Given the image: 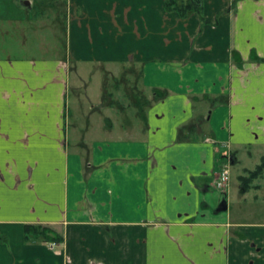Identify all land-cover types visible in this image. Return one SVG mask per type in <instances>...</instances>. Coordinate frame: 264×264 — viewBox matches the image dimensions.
I'll return each mask as SVG.
<instances>
[{"label":"crops","instance_id":"crops-1","mask_svg":"<svg viewBox=\"0 0 264 264\" xmlns=\"http://www.w3.org/2000/svg\"><path fill=\"white\" fill-rule=\"evenodd\" d=\"M196 1L184 17L166 0H68L58 26L0 0L18 25L62 28L50 55H0V264H264V173L239 185L244 206L231 184L224 211L208 193L232 153L243 174L264 156V0ZM85 66L138 71L130 104L110 92L90 109L111 116L70 122ZM26 224L63 241L27 242Z\"/></svg>","mask_w":264,"mask_h":264},{"label":"rangeland","instance_id":"rangeland-1","mask_svg":"<svg viewBox=\"0 0 264 264\" xmlns=\"http://www.w3.org/2000/svg\"><path fill=\"white\" fill-rule=\"evenodd\" d=\"M66 4H68V0H34V18L39 20H50L52 22H56L58 26L63 25L65 21L64 19L66 13ZM13 9H10V12L7 11V13L6 11H1L0 14V55H27V53L50 55L55 52V50H53L54 45L58 43L59 39L61 41V38L58 39L56 34L57 32L62 31V28H37L34 25L33 29L26 26L25 24L18 25L16 24L15 18L18 16L19 12ZM59 52L61 53V51ZM84 68L86 70V75L83 77H76L75 81L73 72L75 67H73L71 76V87L69 89L68 94L70 106V122H75L76 119H79L81 122H86V124L90 121L89 123L91 124L94 120L98 119L100 115L104 118H108L109 116H111L109 115V110L111 109L104 108L101 113H99V111H96V113H92V109H90L92 105L99 106L104 102L107 106L110 92H114L113 95L118 97L121 106H124V104L129 105L131 101H123L124 95L121 96L120 92L126 91L124 89L125 85L127 84L131 86L137 85L138 87V84L140 85L141 83V78L137 76L138 71H136V77L133 75L129 77V74L123 72L120 68H112V70L120 69V76L114 77L113 75H110V72H107V70L104 69L98 68L94 70L90 66H85ZM117 82H119V86L116 87ZM80 83L83 84L82 87H78ZM127 89L128 91H131L134 88ZM130 94L131 93H129V95ZM134 94H132L133 97L131 96V100L136 99L134 97ZM119 101H116V103ZM151 102L152 98L150 99V103ZM112 113V118H114V114H116V112L112 111ZM230 156L232 157V159L235 158V154L233 153ZM232 159L231 161H229L231 174L230 181L228 182V184L229 186L232 185V189L229 192V196L235 209V207L238 208L239 206H244L243 203H241L242 205L238 204V202L234 203V199H238L240 195L239 185L241 184V181L239 180V175L243 172L241 169L242 167L240 162L242 163L243 159L242 157L239 158V161L238 159L234 161ZM246 159L247 158L244 157V165L251 169L255 168L256 164L254 162L251 163L250 161H246ZM228 184L226 188L229 189ZM225 189L217 188L214 187L212 184H209L208 193L213 194V197H220L219 201H221L223 198L222 196H224ZM255 193L256 189H253L249 193L251 197L249 201L252 203H255V197L253 196V194ZM255 204H253L249 210L256 206ZM246 218L251 220L253 219V216L247 215Z\"/></svg>","mask_w":264,"mask_h":264},{"label":"trees","instance_id":"trees-1","mask_svg":"<svg viewBox=\"0 0 264 264\" xmlns=\"http://www.w3.org/2000/svg\"><path fill=\"white\" fill-rule=\"evenodd\" d=\"M166 9L169 11H177L182 16H187L192 13L194 10L201 11L196 0H166L165 2ZM168 90L154 88L153 89V99L160 100L165 98L168 95ZM143 107V106H142ZM264 173V156L261 159V162L252 170H249L246 174L240 175L239 179L241 180L242 189L244 191L249 190L252 187V183L255 179L260 177ZM6 237L2 236L0 240H5ZM43 240L46 242H62L63 238L55 233L52 229L35 224H26L25 225V240L30 242L32 240Z\"/></svg>","mask_w":264,"mask_h":264},{"label":"built area","instance_id":"built-area-1","mask_svg":"<svg viewBox=\"0 0 264 264\" xmlns=\"http://www.w3.org/2000/svg\"><path fill=\"white\" fill-rule=\"evenodd\" d=\"M230 174V165H223L216 179V185L218 188L224 189L227 187V184L230 181Z\"/></svg>","mask_w":264,"mask_h":264},{"label":"water","instance_id":"water-1","mask_svg":"<svg viewBox=\"0 0 264 264\" xmlns=\"http://www.w3.org/2000/svg\"><path fill=\"white\" fill-rule=\"evenodd\" d=\"M228 208V204L226 200L224 199L218 206V211H224Z\"/></svg>","mask_w":264,"mask_h":264},{"label":"flooded vegetation","instance_id":"flooded-vegetation-1","mask_svg":"<svg viewBox=\"0 0 264 264\" xmlns=\"http://www.w3.org/2000/svg\"><path fill=\"white\" fill-rule=\"evenodd\" d=\"M223 201V200H222Z\"/></svg>","mask_w":264,"mask_h":264}]
</instances>
